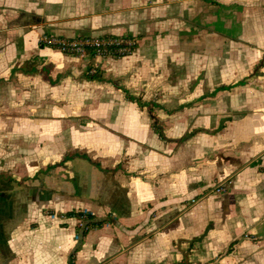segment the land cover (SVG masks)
<instances>
[{"label":"crops","instance_id":"crops-1","mask_svg":"<svg viewBox=\"0 0 264 264\" xmlns=\"http://www.w3.org/2000/svg\"><path fill=\"white\" fill-rule=\"evenodd\" d=\"M0 264H264V0H0Z\"/></svg>","mask_w":264,"mask_h":264},{"label":"built area","instance_id":"built-area-1","mask_svg":"<svg viewBox=\"0 0 264 264\" xmlns=\"http://www.w3.org/2000/svg\"><path fill=\"white\" fill-rule=\"evenodd\" d=\"M40 42L56 47L64 52L72 54L92 53L94 55H121L131 51L136 41L132 37L122 35H79L64 36L43 33ZM92 72L96 69L92 68ZM218 190H224V185L217 186Z\"/></svg>","mask_w":264,"mask_h":264},{"label":"trees","instance_id":"trees-1","mask_svg":"<svg viewBox=\"0 0 264 264\" xmlns=\"http://www.w3.org/2000/svg\"><path fill=\"white\" fill-rule=\"evenodd\" d=\"M109 35V34H108ZM90 216V215H89ZM89 216H88V218L86 219V221H85V226H83V228H81V234H83V232L85 231V229H86V227L89 225V223H91L92 222V220L89 218Z\"/></svg>","mask_w":264,"mask_h":264}]
</instances>
